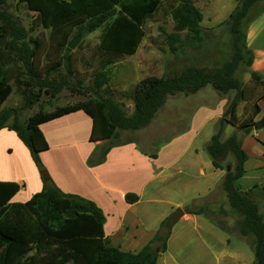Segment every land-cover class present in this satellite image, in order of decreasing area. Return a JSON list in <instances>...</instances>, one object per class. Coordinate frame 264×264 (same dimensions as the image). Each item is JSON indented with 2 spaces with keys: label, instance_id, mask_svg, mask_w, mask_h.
I'll list each match as a JSON object with an SVG mask.
<instances>
[{
  "label": "trees",
  "instance_id": "16d2710c",
  "mask_svg": "<svg viewBox=\"0 0 264 264\" xmlns=\"http://www.w3.org/2000/svg\"><path fill=\"white\" fill-rule=\"evenodd\" d=\"M33 10L39 12L44 26L52 27L55 32L65 31L69 26L78 25V32L84 33L98 26L120 6V14L102 38L100 48L118 54H132L143 35L141 19L146 14L155 12L162 0H21ZM239 5L229 14L225 22L229 33L230 55L215 67L188 66L173 75L157 77L145 76L132 89L134 109L127 114L120 103L112 97H97L76 104L59 106L51 112L38 111L31 115L24 124L17 118L18 109L2 110L0 128L7 127L16 132L19 139L29 149L32 160L42 169L39 153L48 148L39 125L64 114L83 110L92 119L91 140L110 137L117 129L137 130L148 125L159 107L169 94L187 89H198L210 84L222 92L235 90L217 131L206 144L212 164L222 168L220 158L225 152H231L236 159L232 169L227 171L222 180V188L231 209L238 215L236 230L241 236L251 235L254 260L251 264H264V217L258 210L256 201L241 192L234 184L245 169L246 158L241 146L240 133H249L255 124L264 128V114L260 120L254 117L259 113L257 100L264 97V91L254 101V110L248 118H239L236 113L238 103L245 98L241 81L234 76L235 70L247 69L253 60V53L245 44V21L250 7L261 0H237ZM97 11H103L92 15ZM172 19L180 26H185L191 40H202V12L191 0H180L171 6ZM89 14V15H88ZM89 17L88 19H86ZM245 21V22H244ZM27 31L6 7V0H0V104L9 93V83L5 79L3 64L10 60V53L21 61L27 70L28 84L50 90L52 96L61 86L49 72L55 65L42 68L36 61L38 49L29 47L26 42ZM170 37L171 49L177 34ZM7 48L8 51H4ZM36 47L39 45L36 42ZM40 48V47H39ZM3 50V51H2ZM250 78L259 86H264L262 74L249 70ZM104 70L95 74V86L106 82ZM61 81L65 79L61 77ZM13 122L6 123L10 115ZM227 119L236 131L224 141L219 139L223 120ZM109 146L103 149L106 151ZM15 182L0 181V264H156L157 257L166 248L170 229L163 222L155 239L146 244L137 253L124 252L109 245V239L103 231L104 215L92 201L77 194L65 193L49 178L43 180L40 191L29 199L11 202L9 199L18 190ZM136 199L135 194L127 193V202ZM190 213H208V208L200 206L188 210ZM219 223V222H218ZM222 227L227 228L224 224Z\"/></svg>",
  "mask_w": 264,
  "mask_h": 264
},
{
  "label": "crops",
  "instance_id": "0c3cea01",
  "mask_svg": "<svg viewBox=\"0 0 264 264\" xmlns=\"http://www.w3.org/2000/svg\"><path fill=\"white\" fill-rule=\"evenodd\" d=\"M197 6L203 20L204 11ZM245 44L253 53L249 70L260 72L264 78V12L249 20L245 28ZM182 92L184 96L202 92L206 99L198 106L191 105L186 126H181L178 132L165 138L159 145L157 139H152L150 128L154 124L142 130H124L131 132H128L131 135L123 140L111 142L110 137L91 140L92 119L83 110L41 123L39 127L48 142V148L40 152L42 166L45 165L49 179L60 190L88 199L101 209L104 215L103 231L110 246L124 252L141 251L155 239L168 215L180 208L183 213L171 226L166 248L157 257L156 264H203V252L216 253V262L222 264H251L254 260L253 248L251 255L248 246L242 242L235 243L233 247L228 243L229 235L241 237L237 231L222 227L211 214L188 212L191 208L211 206L210 211L219 208L227 214L231 208L222 188V180L225 173L233 168L236 159L233 157V162L223 163L222 168L215 167L205 147L217 131L233 96L210 84ZM242 103L240 101L236 109L239 118H243ZM257 103L260 111L255 121L264 114V97L259 98ZM164 111L167 110H163L162 115ZM229 126L233 133L235 126L227 119L223 120L219 136L221 141L231 134L226 135ZM0 134H6L8 138L3 144L8 153L12 154L11 147H15L25 165L36 175L35 187L24 196L22 190H26L27 182L17 171L19 162L10 157L9 164L0 168V181L19 185L9 201L23 202L36 189L41 190L43 181L38 180L37 166L16 132L2 127ZM239 136L246 154L243 161L245 171L235 179L234 184L256 201L264 217V207L262 211L259 205L261 201H258L262 197L254 192L256 187L262 188L264 193V152L257 151L260 146L264 148V128L253 127L249 133H240ZM135 138L145 147L139 145ZM107 146L108 149L102 152ZM54 150L60 151V154L49 156V152ZM254 171L261 172V176L258 180H252V188H241L236 183ZM127 193L135 194L136 199L127 202ZM245 237L247 240L248 235ZM211 241L219 243L218 248L211 247ZM199 244L202 247L199 248Z\"/></svg>",
  "mask_w": 264,
  "mask_h": 264
},
{
  "label": "rangeland",
  "instance_id": "374dc122",
  "mask_svg": "<svg viewBox=\"0 0 264 264\" xmlns=\"http://www.w3.org/2000/svg\"><path fill=\"white\" fill-rule=\"evenodd\" d=\"M179 1L162 0L161 5L155 12L144 15L141 19L143 35L136 51L132 54H118L109 49H101L99 45L103 36L110 29H113L115 20L120 14L119 4L113 7L115 9L113 13L98 26L90 31L79 33V24L69 26L65 31L55 32L52 27L44 26L40 20L39 12L30 9L25 2L21 0H6L7 9L27 31L25 39L27 45L38 49L35 59L39 61V67L43 71L42 75L46 73L45 68L47 66L57 64L49 74L56 82H60L61 86L52 96L50 90L39 88L38 85L33 86L28 84L29 80L25 65L15 59L14 53H10L8 54L10 60L3 64L4 76L9 83L10 90L4 101L0 104V113L2 110L17 108L18 121L20 124H24L31 115L38 111L51 112L59 106L76 104L88 99H96L97 97L110 96L114 101L121 104L127 114H130L134 109L131 95L132 89L143 77L149 75L157 77L173 75L181 72L188 66H206L209 68L218 66L230 55L231 34L225 22L227 21L228 13L239 5L238 1L191 0L196 6L198 4L205 14L203 20L200 21L202 27V40L200 43H197V40H191L188 37L185 26H180L172 19L170 8ZM101 12L103 11H97L92 15H97ZM261 12H264V0L258 1L250 7L245 21H249ZM88 18L86 15V19ZM171 33L177 34L180 39L174 42L175 49H171V39L167 37V34ZM77 34H79L78 42L74 47H69L67 45L68 42ZM36 42L40 48L36 47ZM1 47V49H4V51L2 50L3 52L8 51L7 48H3V45ZM98 70H104L107 76L106 82H103L100 87L95 86V74ZM234 76L242 83L245 95V98L241 100V103L243 102V117L248 118L253 113V103L258 94L264 91V86H259L252 81L247 69L235 70ZM61 77L65 79V82L61 81ZM227 93L232 97L235 90H230ZM203 94L199 92V94L184 96L183 92L179 91L167 95L151 122L139 130L147 127L150 128L154 124L150 128L153 133L152 139H157L159 145L165 138H170L175 132H178L181 126H186V118L191 112L190 106L201 104V101L206 99V96ZM163 110L167 111H164L162 115ZM12 122L13 115L11 114L6 123L11 124ZM255 125L253 126L254 128H261L255 127ZM230 128L229 126L226 130V135L230 134ZM234 131H236L235 128ZM128 132L117 129L110 135L111 142L127 138L131 135L129 134L131 132ZM5 135L0 134V143H2L0 145V168L9 164L11 161L10 157L19 162L17 171L22 174L25 182H27L26 190H22L23 195L26 196L35 187L36 175L30 170V167L25 165V161L15 147H11L12 154L8 153L6 145H3L5 139H8ZM135 139L139 145L145 147L137 138ZM258 150L264 152L262 146L259 149L257 148ZM54 153L60 154V151L54 150L49 152L48 155L52 156ZM224 156V158H220L222 164L233 162L234 156L231 152H225ZM39 158L42 161L40 153ZM262 164L264 165V163ZM37 169V178L39 181H43L44 177L41 172L42 170H46L48 174V171L45 165L42 169H39L37 166ZM260 173L258 171L249 172L245 178L237 180L236 183L241 188L250 189L252 188V180H258V177L261 176ZM253 175L255 179H253ZM38 191L40 189H36L35 192ZM254 192L257 196L262 197V200L258 201H261L259 205L263 211V190L262 188L255 187ZM28 196L31 197L32 195ZM209 213L229 230L233 232L237 231L236 220L238 219V215L231 208H229L227 214L219 208H215L213 211L209 210ZM164 224L166 225V221ZM232 236L229 235L228 243L230 246L233 247L235 243L242 242L248 246V250L252 255L251 235H248L247 240L245 236L239 235L241 236L240 238L235 237V235ZM205 242L208 241L205 239ZM209 245L216 249L219 243L211 241ZM198 247L202 246L199 244ZM195 248L197 249V247ZM197 252H199L198 249ZM215 254L203 252V264H222L220 261L216 262L214 258Z\"/></svg>",
  "mask_w": 264,
  "mask_h": 264
},
{
  "label": "water",
  "instance_id": "95a60500",
  "mask_svg": "<svg viewBox=\"0 0 264 264\" xmlns=\"http://www.w3.org/2000/svg\"><path fill=\"white\" fill-rule=\"evenodd\" d=\"M79 40V34L75 35L69 42H68V46L69 47H74L75 44L78 42ZM255 127H257V125H255ZM230 167H227V170H229ZM42 175L44 177V179H48L49 176L46 172V170H42ZM183 213L182 209L177 208L175 209L172 213H170L166 219V225L168 227H171L173 225V223L179 218V216Z\"/></svg>",
  "mask_w": 264,
  "mask_h": 264
}]
</instances>
